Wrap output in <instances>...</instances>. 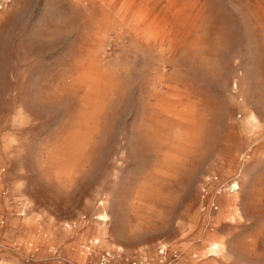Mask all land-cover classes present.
<instances>
[{"label":"rangeland","instance_id":"obj_1","mask_svg":"<svg viewBox=\"0 0 264 264\" xmlns=\"http://www.w3.org/2000/svg\"><path fill=\"white\" fill-rule=\"evenodd\" d=\"M106 255L264 264V0L0 9V264Z\"/></svg>","mask_w":264,"mask_h":264},{"label":"built area","instance_id":"obj_2","mask_svg":"<svg viewBox=\"0 0 264 264\" xmlns=\"http://www.w3.org/2000/svg\"><path fill=\"white\" fill-rule=\"evenodd\" d=\"M10 2H11V0H0V9L5 8ZM108 260L109 259H108L107 255L102 257L101 264H109Z\"/></svg>","mask_w":264,"mask_h":264},{"label":"bare ground","instance_id":"obj_3","mask_svg":"<svg viewBox=\"0 0 264 264\" xmlns=\"http://www.w3.org/2000/svg\"><path fill=\"white\" fill-rule=\"evenodd\" d=\"M233 186L235 187V185H234V184L232 185V187H233Z\"/></svg>","mask_w":264,"mask_h":264},{"label":"snow or ice","instance_id":"obj_4","mask_svg":"<svg viewBox=\"0 0 264 264\" xmlns=\"http://www.w3.org/2000/svg\"><path fill=\"white\" fill-rule=\"evenodd\" d=\"M73 107H74V105H73Z\"/></svg>","mask_w":264,"mask_h":264}]
</instances>
